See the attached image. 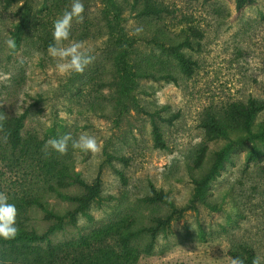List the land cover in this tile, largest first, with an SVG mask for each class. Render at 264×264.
I'll use <instances>...</instances> for the list:
<instances>
[{
	"label": "rangeland",
	"instance_id": "rangeland-1",
	"mask_svg": "<svg viewBox=\"0 0 264 264\" xmlns=\"http://www.w3.org/2000/svg\"><path fill=\"white\" fill-rule=\"evenodd\" d=\"M83 3L70 41L94 60L62 76L48 46L71 0H0V123H20L15 147L0 130V192L37 263L264 264V107L235 111L264 102V0ZM81 132L101 152L45 149Z\"/></svg>",
	"mask_w": 264,
	"mask_h": 264
},
{
	"label": "clouds",
	"instance_id": "clouds-1",
	"mask_svg": "<svg viewBox=\"0 0 264 264\" xmlns=\"http://www.w3.org/2000/svg\"><path fill=\"white\" fill-rule=\"evenodd\" d=\"M85 5L83 0H71L69 8H66L53 21L52 42L48 46V54L56 60L55 69L60 75H67L73 72L83 73L86 66L93 62L94 57L86 48L83 41H70L71 27L73 20L82 22L84 19ZM142 29L137 28L139 33ZM65 41H70L66 46ZM8 49H16V41L13 38L5 40ZM10 79L9 74H0V82ZM7 119L6 115H0V121ZM3 124L0 123V130ZM69 144L73 150L90 152L93 155L101 152L102 145L98 143L97 138L87 132H81L78 136L73 137L70 133L60 138H53L47 141L45 149L51 147L61 155H66ZM17 208L14 203L9 202L6 193L0 192V238L4 240L15 239L19 229L16 224ZM230 264H245V259L235 256L231 259ZM252 264H261L260 257H254Z\"/></svg>",
	"mask_w": 264,
	"mask_h": 264
},
{
	"label": "trees",
	"instance_id": "trees-1",
	"mask_svg": "<svg viewBox=\"0 0 264 264\" xmlns=\"http://www.w3.org/2000/svg\"><path fill=\"white\" fill-rule=\"evenodd\" d=\"M6 1L8 2L10 0ZM262 107H264V102L258 101L254 98H249L244 107H242L243 110H240L241 108L235 107V111L241 115H244L247 119L255 111L262 109ZM18 124H20L19 121ZM18 124H16V126H14L11 130L2 129L1 131L2 137H4L13 147L17 146L18 131L20 128V125ZM203 124L210 125L217 131L219 130V127L213 122L207 121L203 122ZM155 128L156 145L162 147L163 143L161 142L159 134ZM24 205L27 207L39 205L42 207L41 202L34 198L26 200ZM24 205H21L20 207L23 208ZM16 224L19 232L15 239L4 240L3 238H0V264H39L37 263L36 257L38 255V251L33 247V242H38L41 240V236L38 235L35 229L24 220H17ZM247 260L249 264H252L253 259L250 257V255H248ZM6 261L10 262L6 263Z\"/></svg>",
	"mask_w": 264,
	"mask_h": 264
}]
</instances>
